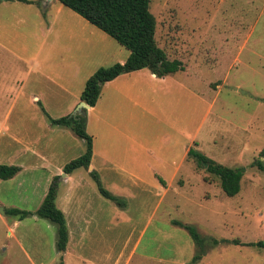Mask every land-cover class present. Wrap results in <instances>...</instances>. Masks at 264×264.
Masks as SVG:
<instances>
[{
    "label": "rangeland",
    "instance_id": "374dc122",
    "mask_svg": "<svg viewBox=\"0 0 264 264\" xmlns=\"http://www.w3.org/2000/svg\"><path fill=\"white\" fill-rule=\"evenodd\" d=\"M57 5L49 10L55 11ZM30 10L15 8L20 24L14 19L13 28L0 39V165L26 167L0 185V264H57V226L34 215L55 177L56 205L64 213L68 231L72 237L78 228L87 234L84 251L74 249L72 241L64 264H78L79 257L88 259L83 264H264V249L251 245L264 242V172L252 166L255 159L264 165V155L259 157L264 151V0H150L157 45L169 57H189L192 70L200 73V82L195 83L201 89L205 84L208 105L212 103L202 130L206 136L201 153L243 175L234 197H227L219 179L193 160L175 178L149 177L146 170H139L140 182L108 173L101 176L102 187L124 198L125 208L99 194L89 170L78 169L71 181L62 180L59 172L84 154L85 142L49 123L32 101L39 90L38 71L26 75L11 61L8 52L28 58L37 49L34 24L39 13ZM105 38L116 53H107L113 60L103 62V67L119 63L120 53L129 55ZM9 89L15 94H7ZM72 99L62 93L47 96L42 105L50 118L58 119L77 109ZM128 112L144 145L156 152L165 124L153 125V118L139 107ZM166 116H171L170 110ZM93 127L97 151L104 126L101 121ZM111 134L105 129L107 137ZM31 153L46 158L48 166L39 167L43 162ZM9 209L33 215L19 220L5 213ZM77 212L88 218L78 217ZM73 217L79 224L72 223ZM173 222L194 227L204 239L201 260L192 262L199 248ZM9 229L14 237L8 235Z\"/></svg>",
    "mask_w": 264,
    "mask_h": 264
},
{
    "label": "crops",
    "instance_id": "0c3cea01",
    "mask_svg": "<svg viewBox=\"0 0 264 264\" xmlns=\"http://www.w3.org/2000/svg\"><path fill=\"white\" fill-rule=\"evenodd\" d=\"M55 2L59 5L55 6V11H50ZM13 4L24 5L26 8L15 7ZM15 8L29 11L34 9L39 13L34 24L39 34L35 52L25 58L7 51L12 57L11 61L14 60L27 71L26 75L30 70L38 71L36 84L39 90L36 89L32 95V101L46 114L42 101L47 96L66 93L73 98L72 106L76 104L75 107L78 108L81 103L79 96L88 78L104 66L103 62L106 64L113 60L112 54L107 53H116L110 42H105V36H108L56 0H0V39L11 27L13 28L14 21L20 24L14 15ZM95 29L105 36L98 34L96 36ZM119 55L121 58L118 62L121 64L129 56L123 53ZM173 58L182 60L184 71L161 78L148 70L120 75L102 85L100 97L94 107L84 109L86 132L93 139V154L87 169L89 173L96 172L100 179L101 176L110 174L108 176L133 178L140 182L139 177L143 173L139 174V170H146L149 177L154 174L159 178H175L182 173L186 163L190 162L186 159L187 152L191 148L201 152L205 143L203 135L206 136L202 130L212 103L208 105L205 84L201 89L195 83L200 82V73L197 68L195 71L192 70L188 64L191 62L189 57L182 59L174 55ZM20 89L16 90V94L20 93ZM7 94L15 92L9 89ZM134 107L142 108L147 116L153 118L151 121L153 125L165 124L158 135L160 146L154 153L144 145L142 135L132 127L137 124L132 126L130 124L133 116L128 111ZM168 110L171 111V116L166 119ZM74 112H77V109ZM100 117L104 126V140L101 149L96 151V137L90 128L94 130L93 126L101 122ZM105 129H109L112 134L107 137ZM42 139H45L44 135ZM31 155L36 157L39 163L43 162L39 167L48 166L44 164L46 158L42 155L34 153ZM10 166L21 169L14 178L26 169L21 163ZM59 173L62 174L63 171ZM72 177V174H62V180L71 181ZM77 215L81 216L79 212ZM83 215L81 217L84 219L88 218L85 217V213ZM72 223L79 224L74 217ZM85 224L87 223H82ZM78 230L73 237L69 231V243L64 254L68 255L72 241L74 249L84 251L87 234L82 232L81 228ZM8 231V235L14 237L13 231L10 229ZM17 243L20 245L19 240ZM20 247L22 248L21 245ZM76 259L78 264L86 263L88 260L82 257Z\"/></svg>",
    "mask_w": 264,
    "mask_h": 264
},
{
    "label": "trees",
    "instance_id": "16d2710c",
    "mask_svg": "<svg viewBox=\"0 0 264 264\" xmlns=\"http://www.w3.org/2000/svg\"><path fill=\"white\" fill-rule=\"evenodd\" d=\"M23 1V0H21ZM65 8L76 13L89 24L103 32L114 40L120 47L129 52L124 63H116L109 67L99 68L86 81L80 94V101L89 107H94L100 97L102 85L112 81L120 75L140 70H148L151 74L161 78L184 71V64L181 59L169 57L160 48L155 40L156 22L150 12V0H56ZM76 116L70 115L58 119H52L47 114L49 123L58 128L68 129L79 139L85 142L84 154L70 161L63 167V173L71 175L78 169H88L93 154V139L86 132V114ZM264 151L259 153L262 158ZM187 161L193 160L195 164L203 169L206 174L219 179L220 188L227 197H234L239 194L241 187L242 171L227 168L213 159L205 156L198 150L191 148L187 152ZM259 171L264 172V165L260 159L252 163ZM17 166L0 165V180L7 181L14 178L19 172ZM90 176L95 181L99 194L106 200L111 201L119 208L126 207V200L118 197L102 187L98 174L91 171ZM57 178L55 177L34 215L39 219H45L57 226L56 251L58 253L57 264H64L63 256L69 243V231L64 213L56 205ZM164 183L162 180L160 181ZM6 214L23 220L31 215V212L18 209H9ZM174 225L184 228L199 248L192 262L195 263L203 257L204 239L197 230L188 225L173 222ZM216 243V241H215ZM264 249V242L259 241L251 244Z\"/></svg>",
    "mask_w": 264,
    "mask_h": 264
},
{
    "label": "water",
    "instance_id": "95a60500",
    "mask_svg": "<svg viewBox=\"0 0 264 264\" xmlns=\"http://www.w3.org/2000/svg\"><path fill=\"white\" fill-rule=\"evenodd\" d=\"M88 108H89L88 105H86L84 102H81L77 108V112H74V114H72V115L76 116L77 113L80 112L82 109H88ZM2 213H3V210H2Z\"/></svg>",
    "mask_w": 264,
    "mask_h": 264
}]
</instances>
